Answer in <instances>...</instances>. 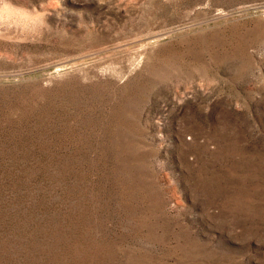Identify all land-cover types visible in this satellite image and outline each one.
<instances>
[{
    "label": "rangeland",
    "instance_id": "1",
    "mask_svg": "<svg viewBox=\"0 0 264 264\" xmlns=\"http://www.w3.org/2000/svg\"><path fill=\"white\" fill-rule=\"evenodd\" d=\"M0 264H264V0H0Z\"/></svg>",
    "mask_w": 264,
    "mask_h": 264
}]
</instances>
